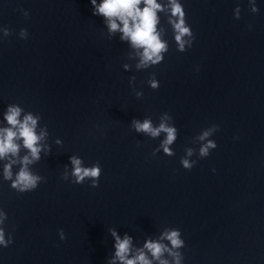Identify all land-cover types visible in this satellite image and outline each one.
Returning <instances> with one entry per match:
<instances>
[{
	"label": "water",
	"instance_id": "95a60500",
	"mask_svg": "<svg viewBox=\"0 0 264 264\" xmlns=\"http://www.w3.org/2000/svg\"><path fill=\"white\" fill-rule=\"evenodd\" d=\"M180 2L192 47L177 50L159 13L169 50L137 69L135 50L119 32L109 36L90 0H0V28L12 33L0 32V127L7 107L19 105L41 116L37 132L47 126L42 143L51 149L29 166L44 177L31 192L12 189L0 161V208L13 238L0 246V264H108L109 229L131 236L135 250L166 227L185 241L182 264H264V0L257 13L248 0ZM152 73L157 89L147 83ZM165 112L177 129L175 155L153 156L166 134L152 138L132 121L159 126ZM213 124L217 147L199 158L196 137ZM188 148L191 170L180 163ZM73 155L99 162L98 187L62 178Z\"/></svg>",
	"mask_w": 264,
	"mask_h": 264
},
{
	"label": "clouds",
	"instance_id": "9594fccd",
	"mask_svg": "<svg viewBox=\"0 0 264 264\" xmlns=\"http://www.w3.org/2000/svg\"><path fill=\"white\" fill-rule=\"evenodd\" d=\"M92 14L104 18L109 36L119 32L121 41L129 43L135 50V55L139 58L137 69H149L160 64L164 59V54L169 50V44L162 39L161 18L159 13H164L168 25L173 32L174 41L179 52L190 49L195 39L194 33L186 20V12L180 0H167L166 3L158 0H90ZM251 5V12L257 13L256 0H248ZM23 11V10H22ZM240 7L235 9V18H240ZM25 17L29 15L23 11ZM3 36L11 35L8 28H0ZM28 32L21 29L19 37L26 39ZM128 65H124L127 70ZM135 80V77L132 78ZM152 89L159 87V81L152 73L147 81ZM137 97L143 95L136 93ZM23 113V115H22ZM3 119L7 122V127H0V161H7L3 164L2 177L5 181L11 182V188L18 193L31 192L44 181V177L34 173L29 167L41 159V152L46 155L50 153V146L42 143L48 135L47 126L37 132L38 121L41 120L39 114L25 112L16 104H10L4 113ZM170 115L165 112L160 117L159 126H153L150 118L143 121L133 120L132 125L137 132H142L152 138L159 137L161 133L166 134L161 141L159 148L154 149L152 155L155 156L160 150L167 156H174L175 152L171 145L177 139V129L169 125ZM219 125H211L201 131L196 137L201 141L198 149L199 158H206L210 151L217 147L214 140L210 139ZM61 144V140H56ZM26 150V154L21 156V149ZM194 155V149H186V155L181 157L180 163L186 170H191L197 160L190 159ZM71 163V173L65 172L62 178L65 181L71 180L73 184H82L86 180L91 181V187H98L102 169L97 161L92 166L84 165V161L76 156L69 157ZM19 165L17 171H13V166ZM215 171V170H213ZM69 175L71 179H69ZM8 219L6 212L0 208V246L8 247L13 243L12 235L5 232V222ZM114 243V255L109 259L108 264H182L184 259L180 249L185 246V241L181 238L179 229L166 227L158 239H147L143 247L133 249V238L125 234L123 238L112 228L109 229ZM60 239H65L64 231H59ZM169 257L171 259H169Z\"/></svg>",
	"mask_w": 264,
	"mask_h": 264
}]
</instances>
